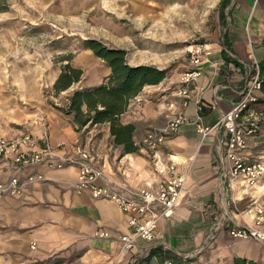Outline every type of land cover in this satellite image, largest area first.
Returning a JSON list of instances; mask_svg holds the SVG:
<instances>
[{
  "label": "crops",
  "instance_id": "obj_1",
  "mask_svg": "<svg viewBox=\"0 0 264 264\" xmlns=\"http://www.w3.org/2000/svg\"><path fill=\"white\" fill-rule=\"evenodd\" d=\"M231 6L232 17L224 33L205 44L210 53L200 66L201 75L191 84L187 103L179 91L183 74L193 68L183 57L179 71L171 70L159 84H147L122 115L124 124L135 125V140L152 126L164 124L169 116L184 114L190 122L182 124L156 153L142 149L128 153L124 145L114 143L109 123L79 131L72 116L63 113L52 112L44 122L22 129L40 139L48 133L56 147L66 143L67 147L57 150L62 156H79L80 149L90 151L109 177L132 190H157L167 178L159 170L162 165L174 164L176 173L189 174L179 205L161 220L152 242L138 239L139 250L123 252L118 237L132 234L134 228L122 208L88 191L75 192L78 165L57 170L44 165L39 167L44 180L20 196L0 200V264H31L55 255H74L78 264H130L135 256L140 257V264H164L168 259L180 264L188 259L186 253L196 254L201 247L206 248L194 260L206 264H234L236 258L264 264V244L237 239L229 228L206 245L217 220L234 226L254 225L264 202V175L255 184L244 177L225 178L230 172L226 157L229 133L219 122L238 103L240 91L264 59V0H233ZM81 68L85 70L81 88L99 86L111 73L103 59L90 60ZM260 96L264 97V91ZM252 105V111L259 106ZM197 123L213 128L212 132L204 137ZM18 172L0 160V181ZM103 230L111 236H97Z\"/></svg>",
  "mask_w": 264,
  "mask_h": 264
},
{
  "label": "rangeland",
  "instance_id": "obj_2",
  "mask_svg": "<svg viewBox=\"0 0 264 264\" xmlns=\"http://www.w3.org/2000/svg\"><path fill=\"white\" fill-rule=\"evenodd\" d=\"M222 2L0 0V136L32 128L52 112L70 115L64 111L68 96L82 83L56 94L64 59L72 56L77 67L102 59L85 48L83 40L99 39L109 47L126 49L134 65L179 71V60L189 61L192 44L209 43L224 33L233 0L224 9ZM254 104H259L253 112L261 128L248 156L264 161V97ZM78 263L74 255H55L31 264Z\"/></svg>",
  "mask_w": 264,
  "mask_h": 264
},
{
  "label": "built area",
  "instance_id": "obj_3",
  "mask_svg": "<svg viewBox=\"0 0 264 264\" xmlns=\"http://www.w3.org/2000/svg\"><path fill=\"white\" fill-rule=\"evenodd\" d=\"M207 45L194 43L188 48L189 62L192 70L182 76V87L179 94L183 96L186 104L190 96L191 84L201 75L200 66L210 53ZM262 91L261 77L258 73L240 91L241 98L232 110L224 113L220 124L224 125L229 133L226 157L230 172L225 174L228 180L244 177L250 184L257 183L264 175V161L252 159L246 154L252 139L258 134L261 124L258 117L251 110V104L257 102ZM190 122L182 112L169 116L164 124L152 126L148 131L137 137L134 144L142 150L156 153L165 145V142L180 131L182 124ZM200 133L206 137L213 128L197 123ZM65 148L66 143L61 142L57 147L51 144L50 136L45 133L40 139L38 135L22 131L15 137L0 136V160L14 166L19 172L5 181H0V200L7 196H20L37 182L44 180V174L39 167L47 165L49 169H64L69 165H78V179L74 183L77 193L90 192L96 198H106L114 201L116 205L128 215V223L134 228L132 234L119 235L122 242V251L139 250V240L148 242L156 237L161 220L171 216L179 205L186 188L189 174L176 173L174 164L162 165L159 170L167 176L157 190L130 189L120 182L109 177L103 168L94 161L91 152L79 150V156H62L57 153L58 148ZM159 162V161H158ZM157 162V163H158ZM229 228L231 236L241 240H256L264 244V202L259 208L256 224L241 226L231 225L223 219L217 220L209 235V245L216 241L218 234ZM99 237H110L105 230L97 232ZM206 247L194 253H186L188 259L180 264H198L194 260L197 254ZM140 257L135 256L130 264H140ZM164 264H177L168 259Z\"/></svg>",
  "mask_w": 264,
  "mask_h": 264
},
{
  "label": "trees",
  "instance_id": "obj_4",
  "mask_svg": "<svg viewBox=\"0 0 264 264\" xmlns=\"http://www.w3.org/2000/svg\"><path fill=\"white\" fill-rule=\"evenodd\" d=\"M229 0L221 3L223 9ZM225 13L223 12L222 18ZM85 48L92 49L97 57L104 60L111 69L105 82L94 87H83L74 90L68 97L65 113L72 116L76 128L82 131L85 127L110 124L115 144L124 145L126 152L139 148L134 144L135 125L124 124L121 117L126 113L131 100L140 94L147 84H159L168 74L167 69H160L151 64L134 65L128 61V51L123 48L109 47L99 39L83 40ZM66 63L56 79L54 88L56 94L67 91L73 85L83 82L84 68L72 64V56L66 57ZM259 75L264 91V59L259 63ZM234 264H258L255 261L236 258Z\"/></svg>",
  "mask_w": 264,
  "mask_h": 264
}]
</instances>
